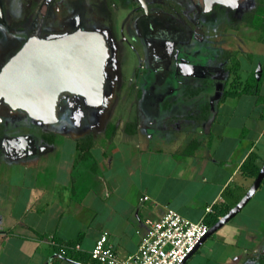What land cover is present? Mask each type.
Returning a JSON list of instances; mask_svg holds the SVG:
<instances>
[{
	"label": "crops",
	"instance_id": "0c3cea01",
	"mask_svg": "<svg viewBox=\"0 0 264 264\" xmlns=\"http://www.w3.org/2000/svg\"><path fill=\"white\" fill-rule=\"evenodd\" d=\"M253 53L242 54L239 72L246 70V79L258 73V94L238 89L224 96L235 89L220 94L217 81L201 80L194 82L200 93L186 94L183 81L166 78V86L159 85L166 89L162 121L138 106L129 128L128 122L81 133L41 127L37 135L0 137V264H100L91 250L104 232L127 258L139 250L148 221L169 207L206 221L217 206H235L256 178L242 174L244 160L256 152L264 164V63L248 67ZM85 140L93 141L86 153L78 150ZM255 195L264 207V179ZM240 237L206 263L264 264V229ZM67 242L80 245L73 249L78 261L62 254ZM231 244L242 247L239 254L229 255Z\"/></svg>",
	"mask_w": 264,
	"mask_h": 264
},
{
	"label": "rangeland",
	"instance_id": "374dc122",
	"mask_svg": "<svg viewBox=\"0 0 264 264\" xmlns=\"http://www.w3.org/2000/svg\"><path fill=\"white\" fill-rule=\"evenodd\" d=\"M169 1H155L154 10L164 17L170 13L184 30L181 29L178 32L180 33L179 41L174 44L173 50H169V56H166V66L169 68L166 78L183 81L186 84V94H196L202 91L200 87L194 88L196 80H201L204 84H214L217 81L220 94L225 92L226 87L230 90L243 89L245 80L248 78L246 79V70L239 72L242 70L240 61L244 57L242 54L248 50L254 51L251 62H246L247 66L251 65L253 70L258 69L257 62L264 63V58L261 56L264 53V32L255 28L252 23L258 17V10L264 5V0H244L233 12L226 13L225 9L216 10L213 14L204 16L203 23L198 22L199 9L192 0ZM111 3L114 4L115 12L120 14L118 22H115L114 36H112L117 54L113 61L119 65L117 64L116 69H112V57L109 63L107 62L105 72L110 80L108 82L109 91L105 104L93 111L94 114L92 113L95 116L91 119L93 126L95 129L106 127L117 129L126 127L128 122L129 126L133 127L135 124L128 120L134 117L138 106L146 111L147 115H151L152 118L158 117L162 121V116H166V108H163L166 107L164 106L166 89L159 86V81L156 80L154 83L152 81L157 77L158 70L155 69L159 67V64L164 63V58L159 62L158 57L152 67L146 61L145 50L140 49L143 39L142 30L134 20L129 19L131 13L136 16L141 14V8L138 7L139 2L137 0H112ZM84 4L87 2L85 1ZM93 23L87 22V25L91 26ZM21 25V23L12 22L10 26L19 29ZM57 25L61 29L65 27L63 23ZM99 25L105 26L103 23ZM108 25L106 24V28H109ZM42 26L43 24L39 23L37 32L41 31ZM9 38L12 36L9 35ZM12 44H16V40ZM8 46L10 45L7 44ZM149 54L154 57L151 51ZM199 54L201 57L198 56ZM187 63L192 71L185 75L182 69ZM150 82L154 84V90H150L147 86ZM239 83L241 85H238ZM163 85L166 86V80ZM6 117L10 132L27 133L30 131L37 135L42 131L41 126L30 122L23 111H8ZM258 200L259 195H255L237 216L212 234L194 254L195 257H192L189 264L190 262L191 264H207L208 257L218 258L223 254V247L228 248V245H225L226 241H235L233 237L237 239L238 234L241 235L240 240L243 241L249 230L264 229V207L257 205ZM256 210L260 219L249 218L248 213ZM243 228L245 230H241ZM245 243H248L247 240ZM237 244H231L229 255H234V251L237 254L240 253L242 247L239 248Z\"/></svg>",
	"mask_w": 264,
	"mask_h": 264
},
{
	"label": "flooded vegetation",
	"instance_id": "af4514ba",
	"mask_svg": "<svg viewBox=\"0 0 264 264\" xmlns=\"http://www.w3.org/2000/svg\"><path fill=\"white\" fill-rule=\"evenodd\" d=\"M85 1L87 4H84ZM137 1L139 2L138 7L141 8V14L136 16L131 13L129 19L134 20L142 30L141 36L143 39L140 49L145 50L148 64L154 66L158 57L159 62L164 58V63L159 64V67L155 69L156 71L158 70L157 77L152 81L154 83L157 80L163 85L166 80V70H169L166 66V56H169V50H173L174 44L179 41L178 36L180 37V33L178 34V32L181 29L184 30V28H181L180 23H177L170 13L164 17L154 10V2L159 0ZM166 1L170 2L169 0ZM192 1L199 9L198 22L203 23V17L207 14H213L219 9H225L226 13L228 11L233 12L244 0H240L236 8L217 4L210 10H206L205 0ZM111 2L112 0H0V71L9 59L31 38H56L76 30L79 26L88 29H99L104 33L110 51L109 60L112 57V69H116L118 63L113 60L117 54L112 36H114L113 28H115V22H118L120 14L118 15L115 12L114 4ZM12 22L21 23L22 27L19 29L11 28ZM87 22L94 23L90 26L87 25ZM39 23H42L43 26L41 31L37 32ZM58 23L65 24V27L63 29L58 28ZM99 23H103L105 26H101ZM106 24H109V28H106ZM161 24L162 26L158 27ZM260 30L264 32L263 29ZM9 35L12 38L8 39ZM15 40L16 44H12ZM7 44L10 46L7 47ZM140 49L139 51H141ZM150 51L154 57L150 56ZM184 70H187L184 71L185 74H189L192 71L188 63L185 65ZM106 78L105 98L110 86L108 75ZM150 90H154V85L150 87ZM101 106H89L84 97L66 92L60 99L58 120L51 124H39L33 121L25 111L13 109L4 99H1L0 116L2 120L0 121V137L3 138L5 133H10L6 117L8 111H23L30 119V122L36 125L39 124L45 129L71 130L81 133L94 127V123L91 120L95 118L93 111H96Z\"/></svg>",
	"mask_w": 264,
	"mask_h": 264
},
{
	"label": "water",
	"instance_id": "95a60500",
	"mask_svg": "<svg viewBox=\"0 0 264 264\" xmlns=\"http://www.w3.org/2000/svg\"><path fill=\"white\" fill-rule=\"evenodd\" d=\"M239 3L240 0H205L206 10L217 4L236 8ZM109 58L107 39L99 29L79 26L56 38L33 37L0 71V100L25 111L39 124L58 120L60 99L66 92L84 97L89 106H101L105 102V68ZM263 179L264 164L247 193L210 227L183 264L247 205Z\"/></svg>",
	"mask_w": 264,
	"mask_h": 264
},
{
	"label": "built area",
	"instance_id": "2783aa9c",
	"mask_svg": "<svg viewBox=\"0 0 264 264\" xmlns=\"http://www.w3.org/2000/svg\"><path fill=\"white\" fill-rule=\"evenodd\" d=\"M207 211L211 212L212 207ZM148 223L136 253L122 258L109 242L108 232H104L91 250L92 259L100 264H183L210 230L205 220L193 221L171 207ZM66 247L63 245L61 250L64 252ZM74 248L80 249V245Z\"/></svg>",
	"mask_w": 264,
	"mask_h": 264
},
{
	"label": "trees",
	"instance_id": "16d2710c",
	"mask_svg": "<svg viewBox=\"0 0 264 264\" xmlns=\"http://www.w3.org/2000/svg\"><path fill=\"white\" fill-rule=\"evenodd\" d=\"M258 17H256V19L254 21H252L253 26L255 28H259V29H263L264 30V5H262L259 10H258ZM260 76H258V73H253L245 82L243 89H241L242 91L245 92H249V93H254V94H258L259 90V78ZM238 85H241V83H239ZM239 92L238 89H235L234 91H226L224 96L227 95H237ZM262 100H264V98H261ZM130 124H128V128L131 127L129 126ZM88 146H85L87 145ZM93 146V141H87L85 140L80 141L78 144V150L81 152H90L91 147ZM261 167L258 164V155L256 152H251L247 158L244 160V162L241 165V172L242 174H244L245 176H250V177H256L258 175V173L260 172ZM230 210V206H227L225 208H220V207H216L215 212L209 214L206 218V222L209 224V226H213L216 222H218V220L220 219V217L224 216L228 211ZM67 247L65 248V251L62 252V254L64 256H70L72 259H74L75 261H78V258L73 255V251L75 250V246L76 243L75 242H67ZM65 246V245H64ZM74 249V250H73ZM71 250V251H70ZM68 251H70L68 253ZM72 253V254H71Z\"/></svg>",
	"mask_w": 264,
	"mask_h": 264
}]
</instances>
